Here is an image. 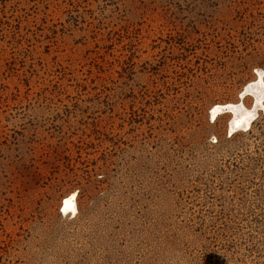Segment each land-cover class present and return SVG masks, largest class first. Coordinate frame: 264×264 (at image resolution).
I'll return each instance as SVG.
<instances>
[{
  "label": "rangeland",
  "instance_id": "rangeland-1",
  "mask_svg": "<svg viewBox=\"0 0 264 264\" xmlns=\"http://www.w3.org/2000/svg\"><path fill=\"white\" fill-rule=\"evenodd\" d=\"M262 97L264 0H0V264H264Z\"/></svg>",
  "mask_w": 264,
  "mask_h": 264
},
{
  "label": "bare ground",
  "instance_id": "bare-ground-1",
  "mask_svg": "<svg viewBox=\"0 0 264 264\" xmlns=\"http://www.w3.org/2000/svg\"><path fill=\"white\" fill-rule=\"evenodd\" d=\"M259 83H263V75L261 72H259ZM264 98V97H262ZM262 103L261 98L258 97L256 99V106L260 105ZM231 106V107H230ZM229 108L234 111V105H230ZM226 106H216L212 111V118H215L216 116L220 115L224 110ZM254 119V114L251 111H245L239 114L238 116L234 117L231 122V132L238 130L242 127H249L252 120ZM63 212L65 214H71L76 215L78 213L77 208V194L74 193L72 195H69L64 203H63Z\"/></svg>",
  "mask_w": 264,
  "mask_h": 264
}]
</instances>
